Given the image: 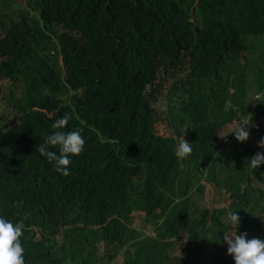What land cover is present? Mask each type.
<instances>
[{
	"label": "trees",
	"instance_id": "obj_1",
	"mask_svg": "<svg viewBox=\"0 0 264 264\" xmlns=\"http://www.w3.org/2000/svg\"><path fill=\"white\" fill-rule=\"evenodd\" d=\"M15 1L0 0V107L12 104L0 111V217L23 221L25 264H235L229 212L238 235L264 239V164L250 167L264 0ZM55 131L85 139L68 176L37 151ZM204 181L223 191L217 204Z\"/></svg>",
	"mask_w": 264,
	"mask_h": 264
},
{
	"label": "clouds",
	"instance_id": "obj_2",
	"mask_svg": "<svg viewBox=\"0 0 264 264\" xmlns=\"http://www.w3.org/2000/svg\"><path fill=\"white\" fill-rule=\"evenodd\" d=\"M71 117L65 114L57 119L52 127L53 129H63L68 125ZM235 137L240 142H245L249 138L247 124H241L233 129ZM223 138V137H222ZM45 145L59 146L60 154L47 150ZM85 139L80 131H70L65 134L62 131H55L48 136L45 144L37 146V151L46 156L50 162H55L58 172L64 176L70 174L69 165L71 164L70 155L78 156L83 152ZM259 147L264 148V138L258 142ZM193 152L191 144L186 139H181L175 155L183 160ZM264 164V153H257L250 159V167L257 169ZM228 218L233 226L232 232H224L223 240L229 245L227 251L232 255L235 264H264V239L247 238V233L237 234L235 229L240 224V217L236 212H229ZM24 223L13 224L11 221L0 217V264H25V249L21 243Z\"/></svg>",
	"mask_w": 264,
	"mask_h": 264
},
{
	"label": "rangeland",
	"instance_id": "obj_3",
	"mask_svg": "<svg viewBox=\"0 0 264 264\" xmlns=\"http://www.w3.org/2000/svg\"><path fill=\"white\" fill-rule=\"evenodd\" d=\"M15 3L16 4H18V3H21L22 5H26V0H16L15 1ZM260 48H258V49H255V51L257 52L258 50H259ZM254 54H257V53H255L254 52ZM261 56H257V60H258V62H261ZM253 78H255V77H253ZM171 82H172V79H171V77L170 76H165L164 77V80H162V82H161V86H160V88L164 91L163 92V94L160 96V98H161V100H160V102H158L155 106H156V108L162 113V111L163 110H165L166 108H167V110H168V107H167V104H165V102H164V99H165V93H166V89L170 86V84H171ZM253 86L254 87H257V83H256V81H254L253 82ZM253 94L255 95V98H256V101H255V103L254 104H257L258 102H262V98H263V96H264V94H263V92H254L253 91ZM9 106L7 105L6 106V109L4 108V106H1L0 107V111L1 112H4L5 111V113H8L9 112V110L11 109V107H12V104L9 102ZM16 112L13 110L12 111V113H11V115L9 116V119H8V122H7V125L8 126H12V125H14L16 122H17V118H16ZM248 120L250 121V119L248 118ZM243 122V123H242ZM242 122L240 121V125L241 124H246V122H247V120H246V115H244V116H242ZM164 122H161L160 124H159V126H161L160 127V129L163 131H165L167 134H171V131H170V129H169V127L168 126H165V125H163L162 126V124H163ZM252 124V123H251ZM258 125V124H257ZM262 129V128H261ZM260 129V130H261ZM261 136V137H260ZM253 139H251V140H253V144H255L256 145V147H255V149H257V150H261V153H264V148H261V147H259V145H258V142L261 140V138H264V130L262 131V132H260V135H258L257 136V133H255V134H253V137H252ZM203 184H204V192H203V194H204V201L206 202V204L207 205H212L213 203L214 204H217L216 203V201L215 200H213V198H214V196H216L217 198H219V199H221L222 200V195H223V191L222 190H218V189H216L213 185H211L209 182H207L206 183V181H204L203 182ZM253 184L254 185H256V186H260V185H262V182L260 181V180H257V179H254L253 180ZM264 186V185H263ZM256 188V187H255ZM211 202H212V204H211ZM224 203H227V200H224L223 201ZM139 214H137V213H135L134 214V216L135 217H137ZM141 218H139V217H137V218H134V222H135V224L137 225V227H139L140 229H141ZM153 229H155V228H153V226H146L145 227V229H144V231L143 232H148V233H150V232H153ZM231 230L233 231V226L231 227ZM184 243H185V241H184ZM183 243V244H184ZM183 244H179L178 246H177V253L179 254V249H180V253L181 252H184V250H181L182 249V245ZM117 264H120V260H118L117 261Z\"/></svg>",
	"mask_w": 264,
	"mask_h": 264
},
{
	"label": "bare ground",
	"instance_id": "obj_4",
	"mask_svg": "<svg viewBox=\"0 0 264 264\" xmlns=\"http://www.w3.org/2000/svg\"><path fill=\"white\" fill-rule=\"evenodd\" d=\"M259 131V130H258Z\"/></svg>",
	"mask_w": 264,
	"mask_h": 264
}]
</instances>
